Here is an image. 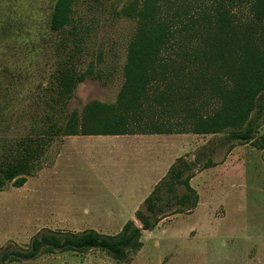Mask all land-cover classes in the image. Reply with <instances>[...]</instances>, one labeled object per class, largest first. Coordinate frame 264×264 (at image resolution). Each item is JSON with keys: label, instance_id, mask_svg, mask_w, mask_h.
I'll list each match as a JSON object with an SVG mask.
<instances>
[{"label": "rangeland", "instance_id": "rangeland-1", "mask_svg": "<svg viewBox=\"0 0 264 264\" xmlns=\"http://www.w3.org/2000/svg\"><path fill=\"white\" fill-rule=\"evenodd\" d=\"M130 1L77 0L73 25L61 33L49 27L54 0H0V162L24 143L36 147L40 139L47 140L33 176L21 187L8 183L0 190V264H264L260 106L251 114L249 125L259 122L260 127L250 142L233 138V129L215 135L154 136V143L172 150L170 158L163 157L158 184L164 186L154 193L162 192V200L156 213L149 215L152 221L161 220L152 230H142L141 248L125 262L101 249L55 250L40 252L34 259L3 260L5 253L30 250L32 240L47 233L96 230L116 235L130 220L141 226L136 212L147 210L144 203L134 209V189L108 183L110 154L105 146L111 136L38 138L45 125L63 117L58 110L57 117L49 120L52 75L65 60L79 72L93 66L94 75L77 85L67 104L53 103L57 109L62 106L70 113L82 111L93 100L116 102L137 27L136 20L120 14ZM189 160L192 173L198 175L190 181L198 204L172 213L186 209L179 200L190 193L178 182L174 192L166 190L167 168L178 169ZM208 162L211 166L206 168ZM135 194L139 199L144 191Z\"/></svg>", "mask_w": 264, "mask_h": 264}, {"label": "trees", "instance_id": "trees-1", "mask_svg": "<svg viewBox=\"0 0 264 264\" xmlns=\"http://www.w3.org/2000/svg\"><path fill=\"white\" fill-rule=\"evenodd\" d=\"M54 1L49 27L63 33L73 25L77 0ZM120 14L136 20L137 27L128 46L124 82L116 102L93 100L82 111L70 113L62 106L57 109L55 104H67L77 85L94 75L93 66L79 72L65 60L52 75L51 101L55 104L50 106L49 120L58 110L63 117L45 125L38 138L215 135L233 129V138L252 140L260 123L249 125L251 114L259 106L264 112V0H131ZM262 141L259 148L264 149V137ZM43 142L47 140L40 139L36 147L24 143L20 151L6 154L0 162V190L8 183L21 187L33 176L44 152ZM190 162L169 170L166 190L174 192L173 185L178 182L190 193L179 200L181 205L187 204L186 209L180 207L172 213H183L198 204V194L190 184L195 176ZM210 166L208 162L206 168ZM186 171L191 173L183 177ZM163 186L156 185L144 201L147 213L136 212L141 226L130 220L116 235L96 230L47 233L34 238L30 250L5 253L3 260L34 259L40 252L55 250L101 249L123 263L141 248L142 230H152L161 220L152 221L150 216L162 200V192L154 193Z\"/></svg>", "mask_w": 264, "mask_h": 264}, {"label": "crops", "instance_id": "crops-1", "mask_svg": "<svg viewBox=\"0 0 264 264\" xmlns=\"http://www.w3.org/2000/svg\"><path fill=\"white\" fill-rule=\"evenodd\" d=\"M156 135L162 134L90 135L111 136L108 139V144L105 146L110 154V162L106 166L108 183L114 188L134 189L131 197L135 198L137 205L134 208L135 210L140 208L151 194L152 189L162 180L163 157L166 154L169 155V158L172 156L170 147L168 148L170 151L167 148L165 151L162 145L154 143V136ZM67 137L70 136H66L65 138ZM100 167H105V165L102 164ZM171 167L169 165L167 171ZM197 176L195 175L192 181ZM136 190L144 191L143 196L139 199H137V195L135 194Z\"/></svg>", "mask_w": 264, "mask_h": 264}]
</instances>
